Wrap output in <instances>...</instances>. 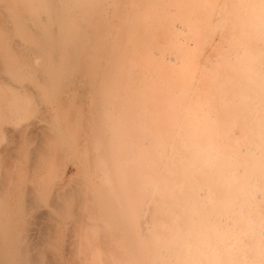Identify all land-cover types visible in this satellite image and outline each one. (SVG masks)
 Returning <instances> with one entry per match:
<instances>
[{
    "label": "bare ground",
    "instance_id": "6f19581e",
    "mask_svg": "<svg viewBox=\"0 0 264 264\" xmlns=\"http://www.w3.org/2000/svg\"><path fill=\"white\" fill-rule=\"evenodd\" d=\"M0 62L12 149L38 141L30 201L4 166L1 262L43 236L71 264H264V0H0Z\"/></svg>",
    "mask_w": 264,
    "mask_h": 264
},
{
    "label": "rangeland",
    "instance_id": "374dc122",
    "mask_svg": "<svg viewBox=\"0 0 264 264\" xmlns=\"http://www.w3.org/2000/svg\"><path fill=\"white\" fill-rule=\"evenodd\" d=\"M4 74H5V72L2 70V63L0 62V83H2L3 81L4 82L5 81L6 82L10 81V79L6 78L4 76ZM1 85H4V83H2ZM27 122H29V120L25 119V117L19 118V119H14L13 121L10 120L9 118H5L3 120L0 119V193H1L0 195H3L6 190L9 191L8 187H6V183H4L5 182L4 181L5 180L4 176H6L4 171L8 167L9 169L7 168L6 171L9 170L11 172V169H12L11 168L12 167V163L11 162H13L14 166H15V170H13V174H12L13 180H12V182L14 183V186H17L18 191H16L17 190L16 189L14 191L15 193H13L12 197H15V198H16V196L19 197V198H17V202L19 201V199L22 200V201H27L28 202V200L31 199L29 197V194H31L30 191H31V189L34 188L33 186H36V184L31 183V174H32V172H31L32 170L31 169H32V163H33L32 160H31V157H33L35 155V152L34 151H30V150H32L33 146L34 147L37 146L38 141H36V139H37L36 134L31 131L32 130L31 129V127H32L31 124H29V126H28V133H27L25 139L20 143L19 147H16V148H18V150H16L14 148L15 149V151H14L12 149L13 145H16V146L18 145V144H16L17 143L16 142V136H15V133L13 132V129H15L18 126H20V125H22L24 123H27ZM11 142H12V144H11ZM7 143H8L9 146H11V148L10 147L8 148V146L6 147ZM7 149H8V151L10 150L9 151L10 157L8 156ZM29 151L31 153H29ZM32 152H33V155H32ZM11 154L14 155L15 157L12 156ZM4 156L5 157L7 156L6 159H4ZM11 156H12L13 159H10ZM8 158H9L10 161L9 160L7 161ZM6 162H8V163L6 164ZM9 165H11V166H9ZM2 187H4V188H2ZM7 196H9V195H7ZM27 197H29V198H27ZM15 198H13L14 201H13V199L11 200V202L13 201L12 204L13 203L15 204V201H16ZM31 202H32V204H34V202L32 200H31ZM34 212L38 213L36 209L34 210ZM31 215H33V214H31ZM38 215L39 214H37V216ZM34 220H36V219H33V221ZM20 223L21 222H19L18 225ZM43 235L46 236L45 234H43ZM42 237L40 236L36 240L34 239L31 242V244H30L29 250L26 251L27 253H29L31 255V256L28 255V257H30L29 260L32 258L31 259L32 261H28V257H26L27 253H25V252H24L25 256H24V254H20L19 252H13L14 253L13 254L14 258H16V256L18 258L24 256L23 257L24 261L15 262V263H17V264H22V263L23 264H30L32 262L31 264H52V263L53 264H56V263L58 264L60 262L61 264H71V262L73 261V255H71L70 252L68 253L67 243H68L69 239L67 240V239L59 238L60 239L59 240V239H50L49 238L52 242H47L48 238H46V237L42 238ZM70 244H71V241L68 243V246ZM15 253H19V254H15ZM10 255L12 256V254H10ZM26 258H27V260H26L27 263H25V259ZM1 263L6 264V263L0 261V264Z\"/></svg>",
    "mask_w": 264,
    "mask_h": 264
}]
</instances>
